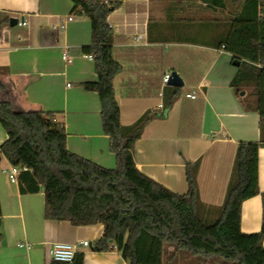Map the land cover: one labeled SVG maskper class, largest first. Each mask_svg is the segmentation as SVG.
<instances>
[{"label":"crops","instance_id":"obj_1","mask_svg":"<svg viewBox=\"0 0 264 264\" xmlns=\"http://www.w3.org/2000/svg\"><path fill=\"white\" fill-rule=\"evenodd\" d=\"M120 1L108 22L115 33L114 57L122 65L114 78L121 123L132 124L148 109L163 111L164 74L176 71L184 81L165 117L152 119L136 141V166L184 194L186 162L199 159L200 214L213 220L225 199L238 143L260 139L254 96L237 94L231 87L237 69L231 53L219 45L226 21L243 0H227L223 8L203 0ZM73 6L72 0H0V67L6 68L0 70L6 85L0 100L10 101L15 110L61 113L68 149L111 169L116 156L103 130L99 96L82 86L98 78L93 57L80 51L91 42V21L74 13ZM18 16L28 25L11 26L10 18ZM6 138L0 124V145ZM1 154L0 264H50L54 242L77 244L84 264H129L117 248L92 250L103 235L102 224L46 219L43 187L22 193L18 179L9 177L13 165ZM259 187L264 191V145L259 150ZM262 217L261 196L246 199L241 230L259 232ZM85 240L89 246L81 245Z\"/></svg>","mask_w":264,"mask_h":264},{"label":"trees","instance_id":"obj_2","mask_svg":"<svg viewBox=\"0 0 264 264\" xmlns=\"http://www.w3.org/2000/svg\"><path fill=\"white\" fill-rule=\"evenodd\" d=\"M72 1L73 12L91 21V42L80 51L93 57L98 78L82 86L99 96L102 126L116 167L106 168L71 152L61 113L15 110L10 101L0 100V124L7 134L0 152L22 169L20 191L36 193L43 187L46 219L67 220L76 226L102 224L103 235L92 250L117 248L129 264H171L182 251L192 258L216 257L223 260L221 264H264V191L259 187V150L264 145V0H243L226 21L219 42L231 53L237 69L231 87L237 94L253 88L249 95L254 96L253 108L260 117V139L238 143L225 199L213 220L200 214L204 204L197 181L199 159L186 162L188 190L184 194L143 173L134 160L135 144L145 126L165 117L181 87L164 88L163 111L148 109L132 124L123 125L114 89L122 65L114 57L115 33L108 22L121 1ZM203 1L214 7L227 5V0ZM0 89H6L1 81ZM256 195L262 198V228L245 233L240 228L242 203ZM169 246L174 247L171 253ZM50 264H84V253L77 252L71 262L52 260Z\"/></svg>","mask_w":264,"mask_h":264},{"label":"built area","instance_id":"obj_3","mask_svg":"<svg viewBox=\"0 0 264 264\" xmlns=\"http://www.w3.org/2000/svg\"><path fill=\"white\" fill-rule=\"evenodd\" d=\"M16 18H17V26L24 27L28 25L27 19H25L24 17L18 16ZM69 19H72V17H69ZM222 49H225L224 45L222 46ZM170 78H171V73L164 74L162 79L164 86L169 84ZM161 94L163 95V92H161ZM187 95L192 98H195V93H188ZM21 170L22 169L20 167L13 166L9 170L10 179L16 181L18 179V175ZM20 245L23 246V244ZM81 245L89 246L90 242L88 240H85L81 242ZM48 252L53 260L71 262L74 260L75 255L78 252V245L69 242H54L51 244Z\"/></svg>","mask_w":264,"mask_h":264},{"label":"rangeland","instance_id":"obj_4","mask_svg":"<svg viewBox=\"0 0 264 264\" xmlns=\"http://www.w3.org/2000/svg\"><path fill=\"white\" fill-rule=\"evenodd\" d=\"M240 6H238L239 8ZM185 90H183L184 93ZM253 91L252 87L247 88L246 93H251ZM168 253L174 251L173 246L167 247ZM223 260L216 258V257H209V258H192L187 252H178L175 259L172 261L171 264H221Z\"/></svg>","mask_w":264,"mask_h":264},{"label":"water","instance_id":"obj_5","mask_svg":"<svg viewBox=\"0 0 264 264\" xmlns=\"http://www.w3.org/2000/svg\"><path fill=\"white\" fill-rule=\"evenodd\" d=\"M10 25L11 26H16L17 25V18L16 17H11L10 18ZM169 85L176 86V87H182L184 85L183 79L181 78V76L176 71H173L171 73V78H170V81H169ZM244 94H245V91H242L241 95H244ZM1 158H2V154L0 152V160H1Z\"/></svg>","mask_w":264,"mask_h":264}]
</instances>
